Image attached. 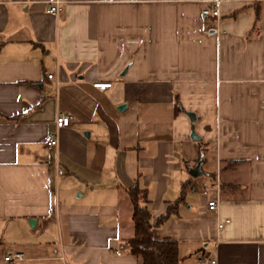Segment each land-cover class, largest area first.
I'll return each instance as SVG.
<instances>
[{
    "label": "crops",
    "instance_id": "obj_1",
    "mask_svg": "<svg viewBox=\"0 0 264 264\" xmlns=\"http://www.w3.org/2000/svg\"><path fill=\"white\" fill-rule=\"evenodd\" d=\"M51 1L0 0V264H138L133 186L178 264H264V0Z\"/></svg>",
    "mask_w": 264,
    "mask_h": 264
},
{
    "label": "trees",
    "instance_id": "obj_2",
    "mask_svg": "<svg viewBox=\"0 0 264 264\" xmlns=\"http://www.w3.org/2000/svg\"><path fill=\"white\" fill-rule=\"evenodd\" d=\"M124 193L131 205L133 231L132 237L126 242L128 253L138 259V264H178L175 242L167 238L154 240L151 237L145 192L133 186ZM167 214L166 211L158 222L163 221Z\"/></svg>",
    "mask_w": 264,
    "mask_h": 264
},
{
    "label": "built area",
    "instance_id": "obj_3",
    "mask_svg": "<svg viewBox=\"0 0 264 264\" xmlns=\"http://www.w3.org/2000/svg\"><path fill=\"white\" fill-rule=\"evenodd\" d=\"M246 0H209L201 7L200 9V16L202 18H210L214 19L215 21L218 19V9L219 5L222 2H229V3H243ZM60 2L57 0L51 1L45 5V13L56 16L60 11ZM46 79H51V75L47 74L45 76ZM56 83V82H55ZM92 88L96 89L97 91H103L104 89L109 87V83H93L91 85ZM72 119L71 117L63 114V113H56L53 119V126L55 129L66 128ZM43 145L47 148H53L56 145V137L54 134H46L42 138ZM57 174H60V170L56 171ZM211 192L208 200L206 201L205 207L207 211L213 212L214 214L217 213V206L219 203V182L218 177L215 174L214 178L212 179L211 183L207 187H202L200 190V194L206 195L207 192ZM227 223L226 219L219 220L215 217V227L216 230H220L225 224ZM115 255L118 254V251L114 252ZM23 255L21 252L13 251L9 253H5L2 257V261L6 264H13L16 262L23 261ZM214 261L209 259L208 256H198L196 259V264H213Z\"/></svg>",
    "mask_w": 264,
    "mask_h": 264
},
{
    "label": "water",
    "instance_id": "obj_4",
    "mask_svg": "<svg viewBox=\"0 0 264 264\" xmlns=\"http://www.w3.org/2000/svg\"><path fill=\"white\" fill-rule=\"evenodd\" d=\"M124 106L123 105H120V106H118L117 107V109L119 110V109H122ZM189 118H191V117H189ZM192 139H194L195 137L193 136V135H191L190 136ZM196 139V138H195ZM189 174L191 175V176H196V172H195V168L194 169H191L190 171H189Z\"/></svg>",
    "mask_w": 264,
    "mask_h": 264
}]
</instances>
